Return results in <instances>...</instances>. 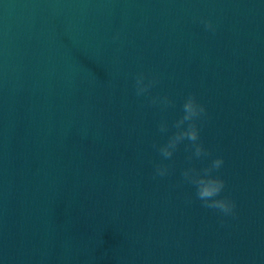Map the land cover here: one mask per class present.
<instances>
[{"label": "water", "instance_id": "obj_1", "mask_svg": "<svg viewBox=\"0 0 264 264\" xmlns=\"http://www.w3.org/2000/svg\"><path fill=\"white\" fill-rule=\"evenodd\" d=\"M0 264H264V0H0Z\"/></svg>", "mask_w": 264, "mask_h": 264}, {"label": "clouds", "instance_id": "obj_2", "mask_svg": "<svg viewBox=\"0 0 264 264\" xmlns=\"http://www.w3.org/2000/svg\"><path fill=\"white\" fill-rule=\"evenodd\" d=\"M207 29H213L211 22H205ZM157 81L155 79L145 82L143 75L137 77L136 80V94L142 95L148 93ZM152 103H160L165 107L172 104V101L167 97H154ZM183 115L176 121L175 127L178 131L168 139V142L160 146L159 152L164 159L171 158L176 151L178 145L185 139L192 141L195 151V157L208 156L207 149L199 142V129L196 121L199 120L206 112L204 105L197 102L195 97L189 96L182 106ZM187 122V127H182ZM167 124L161 123L160 131H166ZM224 164L222 157L212 159L208 166L202 170L195 168H186L182 175L185 181L193 184L196 189V195L202 203L210 208L219 209L224 214H232L234 212L235 204L228 198H220V194L225 189V181L213 172L220 169ZM169 173V169L162 165H157L155 175L163 177Z\"/></svg>", "mask_w": 264, "mask_h": 264}]
</instances>
